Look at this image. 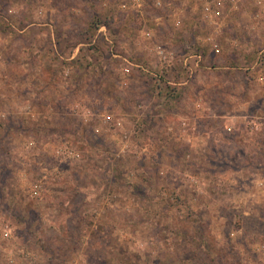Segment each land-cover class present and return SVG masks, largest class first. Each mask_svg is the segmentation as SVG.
<instances>
[{
    "label": "rangeland",
    "instance_id": "374dc122",
    "mask_svg": "<svg viewBox=\"0 0 264 264\" xmlns=\"http://www.w3.org/2000/svg\"><path fill=\"white\" fill-rule=\"evenodd\" d=\"M0 264H264V0H0Z\"/></svg>",
    "mask_w": 264,
    "mask_h": 264
},
{
    "label": "trees",
    "instance_id": "16d2710c",
    "mask_svg": "<svg viewBox=\"0 0 264 264\" xmlns=\"http://www.w3.org/2000/svg\"><path fill=\"white\" fill-rule=\"evenodd\" d=\"M172 91H173V93H175V91H176V90H175V89H173Z\"/></svg>",
    "mask_w": 264,
    "mask_h": 264
},
{
    "label": "built area",
    "instance_id": "2783aa9c",
    "mask_svg": "<svg viewBox=\"0 0 264 264\" xmlns=\"http://www.w3.org/2000/svg\"><path fill=\"white\" fill-rule=\"evenodd\" d=\"M133 1H136V0H133Z\"/></svg>",
    "mask_w": 264,
    "mask_h": 264
},
{
    "label": "crops",
    "instance_id": "0c3cea01",
    "mask_svg": "<svg viewBox=\"0 0 264 264\" xmlns=\"http://www.w3.org/2000/svg\"><path fill=\"white\" fill-rule=\"evenodd\" d=\"M45 25V24H44ZM40 26H42V25H40Z\"/></svg>",
    "mask_w": 264,
    "mask_h": 264
}]
</instances>
